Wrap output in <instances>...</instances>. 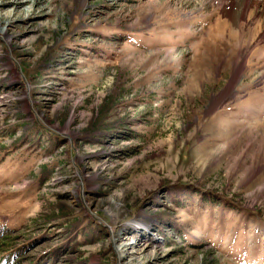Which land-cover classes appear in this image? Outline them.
I'll return each mask as SVG.
<instances>
[{
    "label": "rangeland",
    "instance_id": "1",
    "mask_svg": "<svg viewBox=\"0 0 264 264\" xmlns=\"http://www.w3.org/2000/svg\"><path fill=\"white\" fill-rule=\"evenodd\" d=\"M234 3L0 0V264H264V0Z\"/></svg>",
    "mask_w": 264,
    "mask_h": 264
},
{
    "label": "bare ground",
    "instance_id": "2",
    "mask_svg": "<svg viewBox=\"0 0 264 264\" xmlns=\"http://www.w3.org/2000/svg\"><path fill=\"white\" fill-rule=\"evenodd\" d=\"M231 2H233V0H231ZM234 2L238 3L239 6H238V10H237V25L238 26H241V22L245 17H246V14L248 13V11L250 10V7L252 5V2L253 0H234ZM234 3V4H235ZM235 9V8H234ZM226 14V12H225ZM235 14V13H234ZM233 15V14H232ZM230 16V15H229ZM228 16V17H229ZM235 20V19H234ZM233 25V24H232ZM242 67L243 65L241 64L239 67H238V70L234 72V76L233 78H238V75L240 73V71L242 70Z\"/></svg>",
    "mask_w": 264,
    "mask_h": 264
}]
</instances>
